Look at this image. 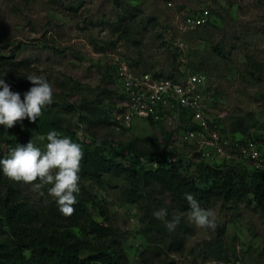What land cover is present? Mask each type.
<instances>
[{"label": "rangeland", "instance_id": "rangeland-1", "mask_svg": "<svg viewBox=\"0 0 264 264\" xmlns=\"http://www.w3.org/2000/svg\"><path fill=\"white\" fill-rule=\"evenodd\" d=\"M127 4L135 8L137 19L153 18L138 48L131 46L132 39L121 38L113 31V23ZM187 14L203 15V22L185 31ZM163 30L174 34L192 66L207 75L209 88L216 97L212 113L220 115L229 132H232L229 124H234L238 118L247 123L253 117L264 124V77L246 69L245 65L247 54L264 65V0H0V54L25 59L28 62L21 71L23 75H44L53 86V104L44 112L48 117L44 123L46 134L50 123L58 126V133L74 132L78 139L85 131L90 133L76 113L64 110L60 104L79 102L83 97L101 98L105 104L112 98L115 101L112 92L108 94L109 99L101 92L117 89L107 74H112V62L118 56L125 61L141 56L143 63L133 66L136 71L171 69L175 46L171 49L161 46L158 35ZM26 77L18 80L19 83L11 82V90L23 96L32 87ZM81 124L84 127H80ZM254 129L264 158V127ZM25 130L28 131L25 144L33 139L44 150L45 139L40 137L45 135L28 127ZM90 130L96 138L110 141L113 148L125 153L129 142L143 151L152 150L148 137L160 135L164 129L140 118L133 121L129 131H117L112 126H96ZM186 148L188 146L183 145L184 151ZM119 160L130 163L124 157ZM129 186L123 176L106 174L101 185L83 180L78 196L88 198L87 207L94 220L114 227L128 264H142L141 252L160 245L163 239L150 234L155 242L149 244L143 236L137 205L124 202L119 196L120 190ZM49 187L51 185L45 186L44 195L40 196L31 185L23 184L22 193L34 207L44 208L53 199L48 195ZM165 197V205L170 206L168 195ZM154 198L158 201L161 196L156 192ZM95 200L99 204H94ZM252 205H241L238 209L222 201L210 207L201 205L217 211V227L224 228L220 239L215 234L217 227L215 230L197 228L188 219V211L173 210V215L181 214L186 225L192 228L185 237L184 253L177 259L184 264H217V257L204 250L205 242H211L212 247L228 252L231 264H264V254L261 256L264 221ZM150 258L149 264H164L161 255L157 257L152 253Z\"/></svg>", "mask_w": 264, "mask_h": 264}, {"label": "trees", "instance_id": "trees-1", "mask_svg": "<svg viewBox=\"0 0 264 264\" xmlns=\"http://www.w3.org/2000/svg\"><path fill=\"white\" fill-rule=\"evenodd\" d=\"M123 9L122 15L112 25L113 31L118 32L121 38L132 39L131 46L138 48L142 45L146 29L153 18L147 16L137 19V15L134 14L135 8L129 4L124 5ZM158 36L161 46L167 45L170 49L173 48L172 42L175 37L172 32L163 30ZM174 49L176 53H173L171 58V69L153 70L155 74L172 75L173 67L176 68L180 64L177 56L179 50H176L177 47ZM101 50L106 51V49ZM187 61L186 65L190 71H201L193 67L189 59ZM27 62L25 59H12V56L0 54V76H2L0 78L9 85L12 84L11 82L25 79L26 76L21 71L26 68ZM130 62L133 66H138L143 63V59L140 56ZM245 65L246 69L254 70L259 76L264 77V65L256 61L252 55H246ZM112 71V74L109 73L107 76L118 87L113 63ZM111 92L114 96L118 95L117 89L112 91L104 89L101 93L107 95L109 99L108 94ZM114 104L113 98L105 104L104 99L86 97L79 102L61 103V108L78 115L79 120L85 123L90 133L85 131L79 139L74 132L67 135L59 134L69 136L73 142L80 143L83 147L80 184L83 180H88L95 185H101L106 174L123 176L130 183L129 187L120 190V199L137 205L142 234L149 244L155 242L150 234H157L163 239L160 245L155 244V247H147L145 253L141 252L142 264L150 263L152 253L157 257L163 256L164 259L161 261L164 264H184L177 257H181L180 254L184 253L185 237L192 228L188 227L184 217H181L175 230L170 231L163 221L153 216V212L161 208L166 209L167 220H171L174 216L173 210L189 212L186 193H192L200 206L205 207H210L217 201L232 204L236 209L241 205L253 204L252 209L264 221V167L248 168L241 162L230 165L186 159L178 153L166 150L171 133L164 130L161 131V140L158 135L148 137V143L153 144L152 150L143 151L133 142H129L126 152L120 153L111 146L110 141L96 138L90 130L96 126H112L110 111ZM50 106L45 109H50ZM45 109L43 115L34 123L25 118L9 129L0 125V158L6 157L16 144L26 143L28 131L25 127L44 134L46 147L44 123L48 121V117L44 113ZM50 125V130H59L57 125L54 126L52 123ZM260 126L264 127V124H260L259 120L253 117H250L247 123H244V119L238 118L234 124H229L232 132L248 136L255 141L254 128ZM160 155L166 158L174 157L173 163L152 167V160ZM120 157H124L130 163L120 161ZM23 184L10 180L0 170V264H128L121 239L117 236L114 227L92 218L87 207V197L78 196V202L74 205L75 213L64 216L59 211L54 198L44 208L34 207L30 199L22 193ZM156 192L161 196L158 201L154 198ZM166 195L170 199V206L165 205ZM94 202L99 204L96 200ZM102 214L107 218L108 214L105 212ZM215 234L217 238H222L224 228L217 227ZM165 236L166 240H164ZM155 239L157 240L156 237ZM205 246L204 250L217 257L218 263L230 260L225 249L212 247L211 242H205ZM261 250L262 256L264 236Z\"/></svg>", "mask_w": 264, "mask_h": 264}, {"label": "built area", "instance_id": "built-area-1", "mask_svg": "<svg viewBox=\"0 0 264 264\" xmlns=\"http://www.w3.org/2000/svg\"><path fill=\"white\" fill-rule=\"evenodd\" d=\"M202 16L187 14L184 30L201 24ZM172 44L179 48L180 64L172 70L171 76L136 71L130 61L119 56L114 59L118 95L110 111L112 128L129 131L135 119L144 118L153 127H161L171 133L166 145L168 152L196 162L204 160L230 165L241 162L251 168L264 167V158L256 141L240 133L229 132L220 115L212 113L216 97L209 88L207 75L202 71H190L186 65L187 56H184L179 43L174 40ZM158 138L162 139L161 133ZM183 145L188 146L185 151ZM173 161L172 156L160 155L152 160L151 165L157 167Z\"/></svg>", "mask_w": 264, "mask_h": 264}, {"label": "clouds", "instance_id": "clouds-1", "mask_svg": "<svg viewBox=\"0 0 264 264\" xmlns=\"http://www.w3.org/2000/svg\"><path fill=\"white\" fill-rule=\"evenodd\" d=\"M26 79L32 87L23 93L21 100V94L12 91L11 86L0 78V125L5 129L14 127L25 118L29 122H36L43 115V110L53 104V86L44 75L31 73ZM80 127L84 125L81 124ZM46 140L44 150L33 139L24 145L16 144L6 157L0 158V170L14 182L31 185L32 190L40 196L44 195L45 186L51 185L48 195L54 198L61 214L71 216L75 213L74 205L78 202L80 193L83 147L55 130L46 134ZM185 198L190 206L188 219L197 228L215 230L217 211L202 208L192 193H186ZM167 215L164 208L153 212L156 219L163 221L170 231H174L180 223L181 214L174 215L171 220L166 219Z\"/></svg>", "mask_w": 264, "mask_h": 264}]
</instances>
